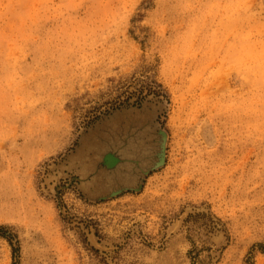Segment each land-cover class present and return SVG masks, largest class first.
I'll return each instance as SVG.
<instances>
[{
  "label": "rangeland",
  "instance_id": "1",
  "mask_svg": "<svg viewBox=\"0 0 264 264\" xmlns=\"http://www.w3.org/2000/svg\"><path fill=\"white\" fill-rule=\"evenodd\" d=\"M0 264H264V0H0Z\"/></svg>",
  "mask_w": 264,
  "mask_h": 264
}]
</instances>
